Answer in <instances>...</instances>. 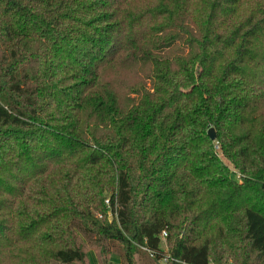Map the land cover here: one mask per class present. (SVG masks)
Returning a JSON list of instances; mask_svg holds the SVG:
<instances>
[{"label":"trees","instance_id":"16d2710c","mask_svg":"<svg viewBox=\"0 0 264 264\" xmlns=\"http://www.w3.org/2000/svg\"><path fill=\"white\" fill-rule=\"evenodd\" d=\"M79 235L264 264V0H0V264Z\"/></svg>","mask_w":264,"mask_h":264},{"label":"rangeland","instance_id":"374dc122","mask_svg":"<svg viewBox=\"0 0 264 264\" xmlns=\"http://www.w3.org/2000/svg\"><path fill=\"white\" fill-rule=\"evenodd\" d=\"M79 242L81 244L82 249L87 254L86 264H104L105 261L114 264H119L121 262L119 257L121 250L117 247V245L115 246L111 244H105L106 246L104 247L109 249V252L103 253L102 246H98L94 242H89V240L85 239L82 235H79ZM134 260L135 264H165L163 261H160L159 263L151 261L148 257V254H146L144 251L135 254Z\"/></svg>","mask_w":264,"mask_h":264},{"label":"water","instance_id":"95a60500","mask_svg":"<svg viewBox=\"0 0 264 264\" xmlns=\"http://www.w3.org/2000/svg\"><path fill=\"white\" fill-rule=\"evenodd\" d=\"M207 135L208 137L211 139V140H215L216 136H215V132L213 129H210L208 132H207Z\"/></svg>","mask_w":264,"mask_h":264}]
</instances>
